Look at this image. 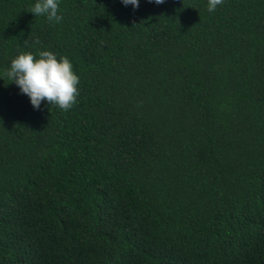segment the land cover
<instances>
[{"label": "trees", "instance_id": "1", "mask_svg": "<svg viewBox=\"0 0 264 264\" xmlns=\"http://www.w3.org/2000/svg\"><path fill=\"white\" fill-rule=\"evenodd\" d=\"M0 0V71L67 56L68 110L0 80V264H264V0Z\"/></svg>", "mask_w": 264, "mask_h": 264}, {"label": "clouds", "instance_id": "2", "mask_svg": "<svg viewBox=\"0 0 264 264\" xmlns=\"http://www.w3.org/2000/svg\"><path fill=\"white\" fill-rule=\"evenodd\" d=\"M122 6L134 11L139 7L140 0H119ZM150 3L161 4L164 0H148ZM223 0H207V11H215ZM34 16H45L53 23L62 20L59 13V0H33L29 10ZM6 76L15 84L20 94L28 98L33 109H38L45 101L62 110H68L75 103L79 94V76L73 70L72 62L67 56H57L49 50L18 52L2 71L0 80Z\"/></svg>", "mask_w": 264, "mask_h": 264}]
</instances>
